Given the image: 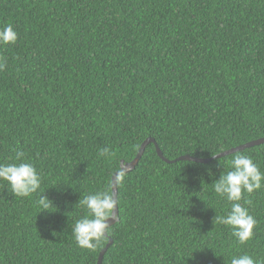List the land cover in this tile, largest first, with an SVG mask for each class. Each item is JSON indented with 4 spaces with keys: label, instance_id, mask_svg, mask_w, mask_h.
<instances>
[{
    "label": "trees",
    "instance_id": "1",
    "mask_svg": "<svg viewBox=\"0 0 264 264\" xmlns=\"http://www.w3.org/2000/svg\"><path fill=\"white\" fill-rule=\"evenodd\" d=\"M9 23L0 163L23 151L53 206L0 181V264H97L107 242L89 251L71 234L86 212L78 199L147 137L169 161L149 142L125 171L101 264H230L240 253L264 264V187L241 201L257 220L245 245L213 223L230 203L212 187L237 152L264 172V143L177 159L264 137V0H0V28ZM105 146L110 159L98 156Z\"/></svg>",
    "mask_w": 264,
    "mask_h": 264
},
{
    "label": "clouds",
    "instance_id": "2",
    "mask_svg": "<svg viewBox=\"0 0 264 264\" xmlns=\"http://www.w3.org/2000/svg\"><path fill=\"white\" fill-rule=\"evenodd\" d=\"M17 39L18 34L11 23L0 28V45L14 44ZM5 67L6 62L0 57V71ZM98 156L110 159L112 151L105 146L99 150ZM14 161L16 162L0 163V181L7 182L15 197H31L39 192L37 204L41 210L53 206L52 201L42 195L45 191L41 190L42 176L30 161H25V153L17 151ZM226 163L228 170L221 172L219 178L212 182V187L217 196L230 203V210L226 215H216L213 223L230 227L237 244L245 245L253 238V229L257 225V220L250 214L249 208L244 206L251 204V200L246 199L244 194H251L264 187V172L260 171L251 156L240 152ZM126 167L122 165L115 173L114 181L107 183L102 190L78 199L79 206L86 210L85 214L71 225V234L78 247L95 251L112 237V225L117 221L116 213L119 205L118 195L113 194V186L123 182ZM208 174L214 175L211 169H208ZM242 199L244 204L241 203ZM109 221L112 223L110 224ZM230 264H261V262L254 260L247 253H240L232 257Z\"/></svg>",
    "mask_w": 264,
    "mask_h": 264
},
{
    "label": "water",
    "instance_id": "3",
    "mask_svg": "<svg viewBox=\"0 0 264 264\" xmlns=\"http://www.w3.org/2000/svg\"><path fill=\"white\" fill-rule=\"evenodd\" d=\"M149 142H154V139L151 138V137H147L139 146L138 148V151L135 155V157L127 162V163H124L123 161L120 162V167L122 165H126L127 167L125 168V171H128L130 169H132L135 164L137 163V161L139 160V158L141 157L143 151H144V148L145 146L149 143ZM264 143V137H260V138H257L255 140H250L248 142H245L241 145H238V146H235V147H232V148H229L227 150H224L222 152H220L218 155H214V156H211L210 158H200V157H197V156H190V155H182L180 157H178L177 159L181 160V159H185V160H193V161H196V162H201V163H205V162H209L211 159H214V158H219V157H222V156H225L227 154H231V153H234L238 150H241V149H244V148H247V147H251V146H255V145H259V144H262ZM155 144V142H154ZM155 148H156V151H157V154L162 157L163 159H165L166 161H169L168 159H166L165 157L162 156V153L160 152L159 148L157 147V145L155 144ZM172 161H175V160H172ZM117 172V171H116ZM115 172V173H116ZM115 173L112 175L111 177V182L114 181V176H115ZM113 194L114 195H117V186L114 184L113 186ZM118 214V210H117V213ZM109 223L111 224L112 221H109ZM112 242V239L110 238L109 241L107 242V244L105 245V247H103L100 252H99V255H98V259H97V264H101V260H102V257H103V254L104 252L106 251L107 247L111 244Z\"/></svg>",
    "mask_w": 264,
    "mask_h": 264
}]
</instances>
